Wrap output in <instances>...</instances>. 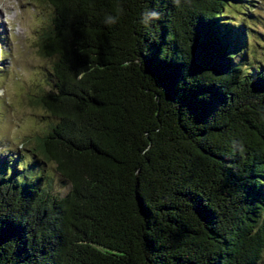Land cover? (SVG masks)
I'll use <instances>...</instances> for the list:
<instances>
[{
  "label": "trees",
  "instance_id": "trees-1",
  "mask_svg": "<svg viewBox=\"0 0 264 264\" xmlns=\"http://www.w3.org/2000/svg\"><path fill=\"white\" fill-rule=\"evenodd\" d=\"M39 1L53 120L0 169V264H259L264 70L235 61L237 0Z\"/></svg>",
  "mask_w": 264,
  "mask_h": 264
},
{
  "label": "rangeland",
  "instance_id": "rangeland-1",
  "mask_svg": "<svg viewBox=\"0 0 264 264\" xmlns=\"http://www.w3.org/2000/svg\"><path fill=\"white\" fill-rule=\"evenodd\" d=\"M1 1L0 169L15 172L21 164L14 162L31 161L32 140L43 135L53 120L32 98L53 83L52 60L39 54V41L52 26L54 13L39 0ZM224 13L228 24L244 35L236 43L235 61L251 71L264 70V0H237ZM44 173L53 194L69 189L52 163L45 164ZM259 264H264V253Z\"/></svg>",
  "mask_w": 264,
  "mask_h": 264
},
{
  "label": "bare ground",
  "instance_id": "bare-ground-1",
  "mask_svg": "<svg viewBox=\"0 0 264 264\" xmlns=\"http://www.w3.org/2000/svg\"><path fill=\"white\" fill-rule=\"evenodd\" d=\"M0 2H2V1L0 0Z\"/></svg>",
  "mask_w": 264,
  "mask_h": 264
}]
</instances>
